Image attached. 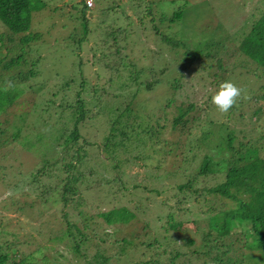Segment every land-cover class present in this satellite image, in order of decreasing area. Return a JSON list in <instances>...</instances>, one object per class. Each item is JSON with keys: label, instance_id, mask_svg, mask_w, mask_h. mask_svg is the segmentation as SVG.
<instances>
[{"label": "trees", "instance_id": "obj_1", "mask_svg": "<svg viewBox=\"0 0 264 264\" xmlns=\"http://www.w3.org/2000/svg\"><path fill=\"white\" fill-rule=\"evenodd\" d=\"M78 1L80 7L75 9L74 14L67 15L68 19L76 23L74 29L78 26L82 33L72 37L71 42L76 45L88 32L85 13L90 10L85 0ZM90 1L92 4L94 2L93 10L97 11L98 23L97 29H94L100 32L96 31L100 39L97 43H105L107 35L116 41L115 32L105 31L106 24L110 23V17L107 16L110 11L119 8L116 17L128 19L121 7L132 4V0H104L102 6L97 5L95 0ZM32 5L30 0H0V25L7 31L0 33V47L3 44L2 36L9 42L15 38L13 46L16 47V52L11 55L0 53V182L9 185V190H16L7 195L11 198V204H15L16 209L22 208L11 192H19L24 196L32 193L41 197L42 201L47 202L50 198L51 202L60 204L64 227L57 230L53 238L64 240L67 249L87 264H196L198 261L199 264H229L241 259H234L233 255L227 254L237 251L239 245L233 243L235 237H240L242 247L259 250L260 255L264 256V0H259V6H254L233 30L237 32L232 34L235 37L231 39L242 57L238 63L241 71L236 73L241 76L250 71L256 81L255 86L248 85L247 79L238 85L244 89V97L238 103L244 100L251 102L250 114L254 118L247 116V129L230 125L233 123H229L232 108L224 115L225 122L213 121L207 110L196 103L192 95L195 91L187 93L186 89L196 84L197 88L207 92V105L215 107L211 102V93L221 83L234 79L231 71L223 72L217 55L223 47L222 41L206 33V30H201L195 39L185 35L188 30L180 23V4L172 7L168 13L160 9L154 14L147 3V8L138 19V27L143 30L149 28L152 34L159 36L156 47L159 50L154 48V51H150L155 61H161L154 75L155 69L151 66L148 69L150 73L139 80L142 70L138 69L135 59L128 58V54L120 55L119 47L114 45L113 54L117 55L118 64L102 66V70L108 72L109 83L105 88L110 90V98L107 102L100 97L102 92H106L103 88L98 90V94L92 91L94 95L91 94V98H82L80 93L86 82L79 80L73 89L77 79L72 76L63 74L49 97L43 96L45 86L42 81L29 82V78L35 77L34 66L38 57L26 60L24 55L36 50V44L42 41L39 32H34L30 26ZM165 20L177 25L174 33L164 34L153 24V21L162 23ZM129 33L131 31L123 34L122 38H126ZM69 34L65 38H70ZM163 46H167V52L171 51V57L154 54L161 52ZM212 62L216 66L214 70H211ZM12 69H15L14 72H10ZM190 69L198 77L194 84L190 83L186 88L183 77ZM119 72L123 75H119ZM6 81H10L13 86L7 87ZM110 86L113 88L110 89ZM158 86L164 92V104L159 108V116L151 125L140 126L135 120L138 118L137 109L144 104L134 101L135 94L140 89L152 91ZM24 88L33 92L39 98V103L35 100L24 108V104L16 100ZM69 88L72 91L68 98L66 90ZM119 89H125L123 96L128 97V101H119V95L116 94ZM24 116L29 119L28 124H25L30 125L29 133H21L22 124L17 126L13 123V129L9 132L10 121L17 122L18 118L24 123ZM238 116L242 118V112ZM89 120L95 123V128H102L103 133L98 141L90 140L83 133L90 124ZM136 126L140 127L137 131ZM143 132L149 133L147 138L153 140L151 145L161 140L163 132L184 134L186 138L185 142H174V148L162 149L165 154L179 156V160L172 170L162 175V178L170 181V185L165 184V189L169 199L175 198V207L169 205L161 213H147V210L140 208V202L146 198L143 193L152 196L159 190L147 189L138 181L131 183L128 191L120 192L127 187H124L119 175L107 176V173L118 167L116 161L114 164L103 163L104 158L115 157V150L120 148L123 152L130 141L137 146L139 133ZM25 153L38 156L37 162L27 169L21 168L20 161ZM139 165L142 163L139 162ZM5 170L12 174L7 181H4L2 173ZM21 185H26L27 189L20 188ZM121 194L125 197L124 203L127 206L132 204L135 211L124 225H130L132 220H140L141 216L145 217L140 220L141 231H136L133 226V229L130 227L126 234L118 237L115 235V231H119L117 222L110 220L108 214L97 211L95 214L100 221L93 222L90 216L86 218L78 211L82 222L77 225L67 219L63 211L66 206L79 207L83 197H95L94 202L101 203L102 200H113ZM161 206L165 208L166 204L161 202ZM175 212H186V234L175 239L161 233L158 235L160 227V232H165L167 225L175 223L180 228L183 222L174 217ZM160 221V226H157ZM200 221L204 222L202 227H199ZM233 224L240 227L237 233L229 229ZM232 235L235 236L234 240ZM176 239L182 241L186 250L167 247ZM12 244V241L0 237V264H29L33 256L21 255L19 250L11 248ZM89 246L91 250L87 251ZM223 255H226V260ZM8 257L11 262H7Z\"/></svg>", "mask_w": 264, "mask_h": 264}, {"label": "rangeland", "instance_id": "obj_2", "mask_svg": "<svg viewBox=\"0 0 264 264\" xmlns=\"http://www.w3.org/2000/svg\"><path fill=\"white\" fill-rule=\"evenodd\" d=\"M30 2L33 4L30 11V26L34 32H39V37H41L39 39L42 41H39V45L36 44L38 47L33 46V48L37 47L36 50H31L29 53L25 54L24 57L26 60L38 57L34 66L36 71L35 77L29 78L28 80L31 83L37 81H42L44 83L45 88L42 90L43 96L49 97L50 91L55 89L57 82H59V78L64 74L65 76H72V78L75 77V79H77L74 87L72 86L73 89H75L79 80H84L86 82L85 87H83L80 93L81 97L85 100L94 95L92 91H94L95 94H98V90L103 88L106 92H102L100 97L107 102L110 98V90L105 88L109 83L107 80L108 72L103 71L102 66L105 64L116 66L118 64V59L116 58L117 55L113 54L115 48L114 45L119 47V53L121 52L120 55L123 53L128 54V58L135 59L137 66H139L138 69L142 70L141 75L138 77L139 80L150 73L148 69L151 68V66L155 69L153 72L154 75L158 70L156 66H161V61H155V58L150 51H154V48L159 50L156 48L159 42V36L152 34V30H149V28L143 30L137 25L141 12L147 8V3L150 5V11L154 12V14H156L155 12L158 13V10L160 9L163 10V12L168 13L172 7L180 4L182 9L180 23L184 29L188 30L185 35L189 36V39L191 37L192 39H195L201 30H206V33H210L212 36L214 35L220 42L222 41L223 47L221 50H218L219 54L217 55L220 58V63L224 69L223 72L231 71V76L234 79L232 80L234 82L236 81L235 83L237 85H240L244 79L248 80V85H256V81L250 71L247 72L248 74L244 73V75L241 76L236 73L238 70L241 71V68L238 67V63H240L242 57L237 53L234 42L231 39H234L235 37L232 34L237 32V30H233L241 24V21L244 20L254 6H259V0H173L172 2H168L167 0H132V4L129 5L121 7L123 3L120 4L124 15H127L128 19L121 18L120 16L116 17L119 8L110 11L107 16L110 17V23L109 25L106 24L105 31L110 30L112 33L115 32L113 35L117 40L113 41L112 36L107 35L108 37L106 36V41L102 45H100V42L99 44L97 43L100 39L97 36L96 31L99 32V30H94L97 29L96 27L98 23V18L96 17L97 11L93 10L94 2L89 5L90 10L85 13L88 32L85 34V37L80 40L79 44L77 43V45L72 43L71 39L73 36L76 37L82 33H80L81 30L78 26L74 29L76 23L68 19L67 15L69 13L74 14L75 9L80 7L78 0H30ZM95 2L99 6H102L105 3L104 0H95ZM71 5L72 8H70ZM153 24L164 34L174 33L177 29L175 23H167L166 20L162 23L153 21ZM123 30H125V32H123ZM209 30L210 32H208ZM127 31H131V33L123 39L122 37L126 35ZM6 32L5 28L0 25V33L3 34ZM69 32L70 34L68 37L70 38H65V35ZM136 40L140 41L136 42ZM13 42H15V38L9 42L6 40L5 36H2L3 44L0 47V53H9V55H11L16 52V47L13 46ZM7 48L8 50H6ZM166 49L167 46H163L160 48L161 52L157 51L154 54L161 53V56L166 55L171 57V51L169 50V52H167L168 49ZM111 53L112 56L110 55ZM78 62H81L79 67ZM231 65L233 67H231ZM189 67L191 68L192 66L190 65ZM215 67L214 62H212L211 70H214ZM14 70L15 69H12L10 72H14ZM195 73V71L190 69V71L184 74L183 78L185 79L186 88L188 87V84H194V81L198 77V74L196 73V75ZM119 75L123 74L119 72ZM121 78H123V76L120 77V79ZM18 85L21 88L23 87L20 83ZM93 87H95V89H93ZM109 88L111 89L113 86H110ZM218 88L219 85L217 86V90ZM161 89L162 87L158 86L152 91L140 89L136 92L134 101L137 100L144 104L142 108L137 109L138 118L136 117L135 122H139L141 124L140 126L151 125L159 116V108L164 104V92ZM217 90H215L214 93ZM71 91L70 88L66 90V97L69 96ZM186 91L189 94H191V91H195L192 95L195 96L194 99L197 100L196 103L200 107H203L202 109L205 108L207 110L209 118L216 122H225V114L220 113L216 107L207 105L209 101L207 98L208 95H206L207 92H205V94L203 89L197 88L196 84H194V86L191 84V87H189L188 90L186 89ZM124 93L125 89L124 91L120 89L116 90V94L119 95V101L122 100L123 102L125 100L126 102L129 100L128 97L123 96ZM214 93H211L210 98ZM180 94L182 96V93ZM191 99H193V96H191ZM16 100L19 102L21 101L24 104V108H27L32 101L37 100L39 103V98L26 88H24L21 94L17 96ZM201 101L205 103L203 104ZM251 109V102L248 100L236 104L229 113L231 118L229 123L233 122L230 125L234 124L235 127L242 126L245 129L249 128V125L246 124V118L247 116H249L250 119L254 118L250 114ZM239 112H242V118L238 116ZM16 121L17 122L10 121L11 123L8 126L9 132L13 129L11 125L13 123L17 126L22 124L21 133L28 134L30 131V125L26 126L25 124H28L29 119L24 116V123L18 118H16ZM88 123L90 124L87 129L83 131L85 137H88L90 140L98 141L100 139L99 136L103 133L102 128H100V126L95 128V123L93 121L89 120ZM139 129L140 127L138 126L136 131ZM131 134L133 136L134 131ZM148 135L149 133H139V142L137 143V146H134V142L130 141V139V144L125 146L123 152H121L120 148L119 150H115V157L104 158L103 163L114 164V161H116L115 163H117L118 167L112 169L111 173H107V176L111 177L113 174L119 175L124 187H127L126 189L122 188L120 192L123 190L124 192L128 191L131 183H137L138 181L145 185L147 189L155 188L159 190L158 193L152 196L149 193H143V195H146V198L143 202H140V208L142 207L147 210V213H152L153 211L161 213L167 210L169 205L171 208L175 207V198L169 199L167 190L165 189L167 187L166 185H170V181H168L167 178H162V175L169 170H172L179 160V156L165 154L162 152V149L174 148V142H185L186 138L184 134L163 132L160 136L161 140H159L158 143L153 142L151 145V141L153 140H148ZM237 135L239 136L240 134ZM210 144H212V142H210ZM133 154L137 155V157H134ZM92 156H94V154ZM102 156L103 154H101V157ZM37 157L35 154L25 153V156L20 158L21 168L27 169V167L37 162ZM96 157L100 158L99 154H96ZM139 162L142 163L141 166L139 165ZM2 173L4 181H7V178L12 176L7 170ZM151 175L153 177H151ZM20 188L27 189L26 185H21ZM10 191L16 190H9V185L1 181L0 237L4 240L12 241V249L16 248L21 255H32L33 259L29 264H87L82 261L79 256H74V254L67 249L64 240H55L53 238L54 233L64 227L60 204L51 202L50 198L47 202L42 201L41 197L34 196L32 193L24 196V194L19 192H11L17 202L22 204L21 209H16L15 204H11V198L9 199L7 196ZM94 198L95 197H92L91 199L89 197H83V203L77 208L66 206L63 210L65 211L66 218L70 221L76 222L77 225H80L82 222L80 216L81 213L84 214V217L86 218L90 216L91 221L96 220L98 222L100 221V218L96 217L95 213L100 211L108 214L110 220H115V222H117L119 231L116 230L115 235L118 237L126 234L130 227L133 229V226H135L136 231H141L140 226L142 222L140 220H144L145 217L141 216L140 220H132L130 225H124L127 224L126 222L134 215L135 211L132 204L127 206L124 203L125 197L122 196V194L120 196L117 195L113 200H102L101 203H99V201L95 203L93 200ZM161 202L166 204L165 208L161 206ZM181 205H183V203L180 204V206ZM185 213L180 214L179 212H175L174 214V217L178 219V221L183 222L179 226L180 228L176 225L178 223H175V225H167L165 232H160V227L158 228L157 234L160 235L161 233V235L172 236L174 239L176 236H184L187 232L186 229H188L185 220L187 216ZM160 224L161 221L157 226H160ZM203 225L204 222L200 221L199 227H202ZM243 226L246 227L247 224L244 223ZM181 227H183L182 230ZM98 229H100V227ZM229 229L231 232L234 231L237 233L240 227L238 224H233ZM234 237L235 236L232 235L233 240ZM235 238L236 241H233V243L239 245L237 246V251L234 253L228 252L227 254L233 255L234 259H239L240 257L241 259L238 262L231 261L229 264H264V256L260 255L259 250L242 247V240H240V237L239 239H237V237ZM107 242L108 241H105V243ZM167 247L169 249L179 247V250L181 251L186 250L182 245V241L179 239L173 240V242L171 241L170 245ZM88 248L87 251H90L91 246ZM187 250H189V248H187ZM243 253L249 255H240ZM225 257L226 255H223V259H225ZM259 258L261 259L258 260ZM7 262H11L9 257L7 258ZM197 263L199 264V261L196 262V264Z\"/></svg>", "mask_w": 264, "mask_h": 264}, {"label": "clouds", "instance_id": "obj_3", "mask_svg": "<svg viewBox=\"0 0 264 264\" xmlns=\"http://www.w3.org/2000/svg\"><path fill=\"white\" fill-rule=\"evenodd\" d=\"M6 86L13 85L10 81H6ZM243 97L244 89L229 80L219 85L218 90L211 97V102L220 113L227 114Z\"/></svg>", "mask_w": 264, "mask_h": 264}, {"label": "built area", "instance_id": "obj_4", "mask_svg": "<svg viewBox=\"0 0 264 264\" xmlns=\"http://www.w3.org/2000/svg\"><path fill=\"white\" fill-rule=\"evenodd\" d=\"M85 4H86V6H89L91 4V1L90 0H85Z\"/></svg>", "mask_w": 264, "mask_h": 264}]
</instances>
